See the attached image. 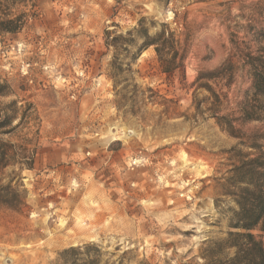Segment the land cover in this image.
I'll return each mask as SVG.
<instances>
[{"label":"rangeland","instance_id":"rangeland-1","mask_svg":"<svg viewBox=\"0 0 264 264\" xmlns=\"http://www.w3.org/2000/svg\"><path fill=\"white\" fill-rule=\"evenodd\" d=\"M0 2V19L20 27L0 31V116L13 120L0 135L12 156L0 186L23 197L17 210L0 206V264H63L64 250L86 244L109 264H204L206 244L231 231L232 150H249L195 82L236 48L257 54L264 0ZM141 21L150 36L174 35L182 67L161 72L154 48H141ZM108 32L135 44L116 56ZM211 84L217 116L238 118L246 72Z\"/></svg>","mask_w":264,"mask_h":264},{"label":"trees","instance_id":"trees-1","mask_svg":"<svg viewBox=\"0 0 264 264\" xmlns=\"http://www.w3.org/2000/svg\"><path fill=\"white\" fill-rule=\"evenodd\" d=\"M19 28L16 20L0 19L1 32L16 33ZM136 33L143 37L142 49L154 48L162 73L172 74L183 66L184 56L179 57L177 41L173 34L164 30L156 36H150L143 21L140 22ZM111 35L112 33H106V45L113 49L116 56L122 51L129 52L124 46L135 44V40L129 38L132 33L112 38ZM257 38L259 44L257 54L236 48V52L222 65L212 71L201 73L195 82L198 90L209 94L205 100L211 102L206 111L217 118L218 125L225 132L240 141V146L249 150L247 152L243 149L232 150L238 163L231 169L226 184V195L235 204V208L231 209L229 221L231 231L225 239L206 244L201 253L204 264H264V29L259 31ZM137 57L134 55L132 60H136ZM239 70L245 71L251 82L244 99L237 106L239 117L219 118L217 113L222 103L211 83H222L224 87H229ZM114 71L116 73L112 78L117 85L116 77L122 72V67H115ZM169 103L170 100L163 99L164 106ZM196 108L201 112V105L198 104ZM166 112H169V108ZM235 122L255 123L260 125V128L250 135H243L235 127ZM12 123L11 118L0 116V135L11 134L13 128L9 129ZM7 148V144L0 140V170L10 165L12 156ZM27 168L31 169L32 166ZM22 204L23 197L17 189L0 186V206L17 210ZM103 256L98 246L86 244L64 250L60 254V260L63 264H109L108 261H103Z\"/></svg>","mask_w":264,"mask_h":264},{"label":"bare ground","instance_id":"bare-ground-1","mask_svg":"<svg viewBox=\"0 0 264 264\" xmlns=\"http://www.w3.org/2000/svg\"><path fill=\"white\" fill-rule=\"evenodd\" d=\"M116 134H114V136H115Z\"/></svg>","mask_w":264,"mask_h":264}]
</instances>
